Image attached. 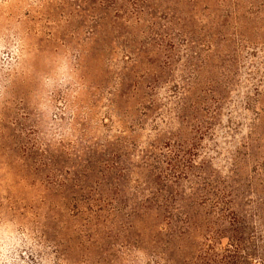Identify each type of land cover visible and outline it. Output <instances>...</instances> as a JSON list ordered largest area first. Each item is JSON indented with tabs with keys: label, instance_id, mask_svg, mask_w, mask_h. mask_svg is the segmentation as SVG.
<instances>
[{
	"label": "trees",
	"instance_id": "obj_1",
	"mask_svg": "<svg viewBox=\"0 0 264 264\" xmlns=\"http://www.w3.org/2000/svg\"><path fill=\"white\" fill-rule=\"evenodd\" d=\"M33 4L32 20L44 22V32H35L44 34L45 80L56 79L50 70L62 51L71 61L66 91L76 99L61 95L71 118L44 115V140L35 142L21 138L9 101H2L0 151L16 157L22 180L30 174L41 188L44 220L67 216L83 221L74 230L106 231L117 248L111 264L135 263L140 253L146 264H264V155L253 154L264 144V59L257 57L264 0ZM246 83V134L227 152L226 170L214 169L219 133L237 129L229 121L222 126L230 96ZM83 92L94 100L78 106ZM99 104L106 110L97 123L108 128L89 137L90 112ZM184 238L197 242L182 244Z\"/></svg>",
	"mask_w": 264,
	"mask_h": 264
},
{
	"label": "rangeland",
	"instance_id": "obj_2",
	"mask_svg": "<svg viewBox=\"0 0 264 264\" xmlns=\"http://www.w3.org/2000/svg\"><path fill=\"white\" fill-rule=\"evenodd\" d=\"M34 1L36 0H0V106L2 101H9L11 119L19 124L23 132L20 134L21 138L35 142V139L44 140V115L48 119L53 114L56 117L61 116L68 123V118L72 116L69 113L73 108L70 103L69 108L63 110L60 97L63 94L72 102L76 94L72 89L66 91L69 85H65L64 76L66 67L71 70V61L62 51H60L62 57L53 56V59L59 60L61 65L52 64V70L49 69L50 74H54L56 79L53 82L45 80L44 70L48 67L46 65L44 67V34L39 35L35 32V30L44 32V22L32 20L31 8H34ZM27 11L31 14L29 18L26 16ZM257 57L260 60L264 59V49L257 54ZM245 68L246 66L242 71ZM244 77L243 73L241 78ZM55 82L57 84L54 85ZM251 88V84L246 83V87L239 91L238 96H230L232 100L227 108L229 114L224 115L222 126L229 121L237 129L234 133L226 129L219 133L217 149H221V154L212 163L214 169L223 167L226 170L227 152L234 151L246 134V126L250 122L251 115L249 111L242 109L245 97L251 98ZM50 95L54 100L56 99V102H48ZM78 99L80 97L76 100L78 106L90 105L94 100L91 92L81 93L82 100L78 101ZM105 110V107L100 109V104L91 110L90 128L87 132L89 137L95 136L98 131L105 132L108 128L107 125L101 128L97 123ZM263 123L264 121L261 124ZM52 125L56 127V123ZM262 128L263 126L259 131L264 136ZM51 131L55 132L52 129ZM59 135L56 133L54 138L64 139L63 135ZM256 146L258 150H254L255 157L264 155V144L260 142ZM9 147L10 143L3 145L1 150L5 152L4 154L9 152ZM1 154L3 153L0 151V264H111L112 258H115L111 250L117 248H111V240L106 236L107 232L101 231V234L96 236L92 229L74 230L73 228L83 224V221L73 220L67 216L57 215L54 219L44 220V204L38 202L41 188L27 172H25L28 174L27 177L25 176L26 179H21L24 173L16 157ZM261 190V187H256V191L263 195ZM239 191L247 192V189L242 186L239 187ZM16 210L18 212L15 214ZM30 211L37 213L38 216L34 218L33 214L27 213ZM18 213L25 214L19 216ZM150 221L151 218L148 222ZM132 223L135 227L141 228L139 218L133 219ZM208 225L212 227L209 222ZM39 230L43 232L44 239L41 241H39ZM134 236L133 233L128 235L130 239ZM188 239L184 238L182 244L197 242ZM221 246L222 248L225 246V240L222 241ZM156 250H161L160 246ZM139 252V248H136L130 252V255L136 256ZM138 258L135 263H127L124 259L117 264H146L144 263L146 256L140 253Z\"/></svg>",
	"mask_w": 264,
	"mask_h": 264
}]
</instances>
